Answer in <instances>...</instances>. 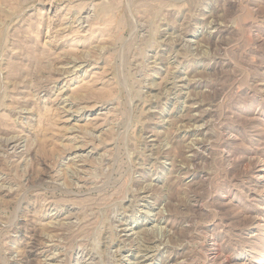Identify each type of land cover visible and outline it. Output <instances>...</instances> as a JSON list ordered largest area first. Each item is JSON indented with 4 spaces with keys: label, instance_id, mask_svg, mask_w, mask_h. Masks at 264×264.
I'll return each mask as SVG.
<instances>
[{
    "label": "rangeland",
    "instance_id": "rangeland-1",
    "mask_svg": "<svg viewBox=\"0 0 264 264\" xmlns=\"http://www.w3.org/2000/svg\"><path fill=\"white\" fill-rule=\"evenodd\" d=\"M264 0H0V264H264Z\"/></svg>",
    "mask_w": 264,
    "mask_h": 264
},
{
    "label": "bare ground",
    "instance_id": "bare-ground-1",
    "mask_svg": "<svg viewBox=\"0 0 264 264\" xmlns=\"http://www.w3.org/2000/svg\"><path fill=\"white\" fill-rule=\"evenodd\" d=\"M261 177H264V174H263V176H261Z\"/></svg>",
    "mask_w": 264,
    "mask_h": 264
}]
</instances>
